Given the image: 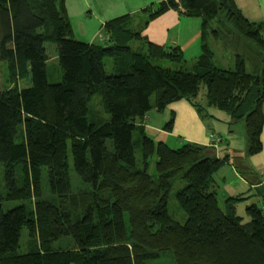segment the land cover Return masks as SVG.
<instances>
[{
	"label": "trees",
	"instance_id": "16d2710c",
	"mask_svg": "<svg viewBox=\"0 0 264 264\" xmlns=\"http://www.w3.org/2000/svg\"><path fill=\"white\" fill-rule=\"evenodd\" d=\"M170 9L201 21V52L191 66L179 46L162 47L141 37V27ZM144 13L137 28L130 15L106 22L105 41L97 45L73 37L64 0H0V62L10 84L0 91V264H145L165 252L172 253L171 264H264V199L245 207L249 220L242 222L236 212L242 198L228 197L221 208L213 189L214 174L227 156L217 157L211 146L185 142L173 148L154 141L136 122L180 99L198 107L193 101L203 85L207 105L243 120L247 154L259 153L264 19H247L234 0H161ZM213 21L232 25L261 50L259 74L247 72L240 56L233 69L212 64L206 34ZM210 32L220 35L214 28ZM131 41L145 50L132 49ZM47 42L56 45L57 82L48 80ZM159 59L181 66L152 63ZM27 79L30 85L18 88V81ZM95 95L109 114L105 122L87 119ZM172 121L171 116L164 129L170 130ZM70 157L86 184L78 192L71 189ZM151 161L154 175L148 173ZM178 180L185 183L175 193L187 217L183 223L168 212ZM11 200L31 201L33 208L20 204L4 211L2 202ZM23 228L29 250L18 253ZM63 238L72 244L54 248Z\"/></svg>",
	"mask_w": 264,
	"mask_h": 264
},
{
	"label": "crops",
	"instance_id": "0c3cea01",
	"mask_svg": "<svg viewBox=\"0 0 264 264\" xmlns=\"http://www.w3.org/2000/svg\"><path fill=\"white\" fill-rule=\"evenodd\" d=\"M160 1L64 0V8L72 35L76 40L103 45L105 37L102 34V28L106 22L123 15H130L133 25L137 28L139 25L142 26L146 20L144 10ZM234 2L247 19L255 22L264 19V0H234ZM200 29V19L189 17L181 10L170 9L149 20L140 28V33L141 37L150 43L162 47L179 46L184 58L186 54H192L195 60L201 52ZM204 104L212 107L207 105L206 100ZM218 115V111L213 112L210 119H207V115L202 116L198 108L189 100L180 99L168 104L162 111L154 110V113L146 114L136 122L144 127L146 134L154 141L165 142L173 148L179 147L185 142L209 146V134L221 135L217 132L222 131L218 122L224 118L223 116L227 117V115L219 117ZM171 116L173 120L171 128L166 130L164 125ZM261 139V154L256 157L248 155L244 161L243 168L247 170L246 174L242 175L230 164L228 169L222 168L221 171H218L222 172V175H218L221 181L217 176L214 177L213 189L216 191L217 197H221L223 206L228 197L242 198L239 203L245 204V207L253 203L263 204L264 135L261 136ZM232 145V142L228 141L225 150L221 151V145L213 148L216 150L217 157L222 158L221 155L227 153ZM239 203L236 204V211Z\"/></svg>",
	"mask_w": 264,
	"mask_h": 264
},
{
	"label": "rangeland",
	"instance_id": "374dc122",
	"mask_svg": "<svg viewBox=\"0 0 264 264\" xmlns=\"http://www.w3.org/2000/svg\"><path fill=\"white\" fill-rule=\"evenodd\" d=\"M136 28V27H135ZM214 28L217 29L220 33L218 37H215L210 30ZM100 42V41H99ZM206 44L213 52V57L211 62L214 66L225 69H233L235 66V59L237 56L243 58L245 62V69L247 72L251 74H259L261 70V61H262V52L261 50L250 40L243 37L239 34L232 25L229 24H220L216 21H213L209 26L207 34H206ZM129 45L132 49L136 50L139 48H143L145 50V46L141 44L139 41H131ZM46 51L48 54V80L50 82H57L61 79V70L58 66L57 57H56V45L54 43H45ZM192 54H186L185 60L187 61V65L191 66L192 61L194 62V57ZM155 65H160L170 69H177L181 66V64L173 63L166 59H159L152 61ZM105 70L109 74L111 73V64L110 60H105ZM7 70L3 62H0V90H3L7 87H10V84L7 82ZM18 88L27 87L30 85L29 79L18 81ZM197 104L202 116L207 115V119H210V115L212 113L218 111L219 116L227 115V117L223 116L218 122L221 125L222 131H217L222 135L224 141L221 144V151L226 149V143L228 141L232 142V146L227 153H223L221 156H227L228 161L225 163L219 170L228 169L230 164L238 170L242 175L247 173V170L243 168L245 165V159L248 157L247 148H248V138L246 136L244 122L242 119L240 120H232L229 118L226 112L212 106L208 107L205 103V87L200 86V90L198 96L193 101ZM151 103H154V95L151 96ZM89 112L87 115V119L89 122H105L109 119V114L104 110L103 106L100 102V97L95 95L91 98L88 104ZM154 113V110H151L147 113L150 115ZM231 120V121H230ZM229 121V122H228ZM229 123V124H227ZM229 126V127H227ZM262 133L261 136H263ZM136 139V135H134V140ZM262 141V139H261ZM173 146V145H172ZM225 152V151H224ZM261 152V151H260ZM255 154L254 156H259L261 153ZM135 158L139 168H141V151L140 148L135 147ZM19 168L16 167V170ZM230 169V168H229ZM218 170V171H219ZM216 172L214 177L218 175H222V172ZM3 165L0 163V191L4 192V173H3ZM148 173L151 175L155 174L154 161H151L148 168ZM69 175H70V184L71 189L74 192H78L80 189L85 188L86 184L81 181V179L76 175L73 169V164L71 161V157L69 158ZM228 178V177H227ZM218 180H220L218 178ZM221 181V180H220ZM42 189L44 191L45 196L47 197L46 189H47V169L46 167L42 168ZM184 182L182 180H178L175 182L168 199V212L172 216V218L180 223L185 222L186 215L185 213L178 208L175 193L180 190L184 186ZM220 184V183H219ZM54 197V196H53ZM55 199V198H54ZM218 199L221 208H224L221 197ZM239 203V202H238ZM20 204H25L27 210L33 208V202L31 201H21V200H11L2 202V209L4 211H8ZM245 204H241V202L237 205V214L242 217V222H246L249 218L245 214ZM29 236L28 230L23 228L20 234L18 253H25L29 250ZM67 243L72 244V240L70 238H63L61 240L54 242V248L64 247ZM173 262L172 253L165 252L158 259L146 261L145 264H171Z\"/></svg>",
	"mask_w": 264,
	"mask_h": 264
},
{
	"label": "built area",
	"instance_id": "2783aa9c",
	"mask_svg": "<svg viewBox=\"0 0 264 264\" xmlns=\"http://www.w3.org/2000/svg\"><path fill=\"white\" fill-rule=\"evenodd\" d=\"M223 141H224V139L221 135L214 134V133L209 134V146L216 148L219 145H221L223 143Z\"/></svg>",
	"mask_w": 264,
	"mask_h": 264
}]
</instances>
